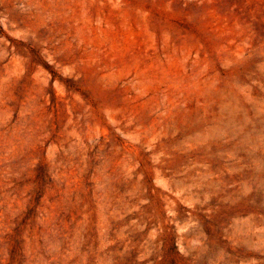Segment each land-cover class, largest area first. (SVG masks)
I'll list each match as a JSON object with an SVG mask.
<instances>
[{
	"label": "rangeland",
	"instance_id": "374dc122",
	"mask_svg": "<svg viewBox=\"0 0 264 264\" xmlns=\"http://www.w3.org/2000/svg\"><path fill=\"white\" fill-rule=\"evenodd\" d=\"M0 264H264V0H0Z\"/></svg>",
	"mask_w": 264,
	"mask_h": 264
}]
</instances>
